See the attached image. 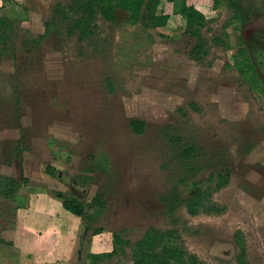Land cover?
<instances>
[{
	"label": "rangeland",
	"instance_id": "1",
	"mask_svg": "<svg viewBox=\"0 0 264 264\" xmlns=\"http://www.w3.org/2000/svg\"><path fill=\"white\" fill-rule=\"evenodd\" d=\"M65 1L0 0V19L11 24L0 43V175L23 176L25 190L74 198L86 214L97 211L72 264H91L88 254L111 250L114 235L135 243L149 228L177 229V245L205 264H238L239 235L246 262L264 264V94L235 67L245 47L264 86V0H240L251 15L225 31L228 49L223 27L232 11L203 0L215 21L203 30L209 53L199 61L189 55L195 40L181 35L178 21L158 32L99 21L107 53L54 31L29 50L52 7ZM216 36L224 44L212 42ZM132 119L145 123L142 134L133 133ZM167 127L217 155L214 164L230 180L212 199L224 213L190 216L178 203L168 209L163 202L173 187L185 190L177 186ZM21 151L22 161L11 157ZM48 166L55 167L52 176ZM97 196L102 207L90 205ZM15 229V217L0 214V241ZM106 264H131L130 248Z\"/></svg>",
	"mask_w": 264,
	"mask_h": 264
},
{
	"label": "trees",
	"instance_id": "2",
	"mask_svg": "<svg viewBox=\"0 0 264 264\" xmlns=\"http://www.w3.org/2000/svg\"><path fill=\"white\" fill-rule=\"evenodd\" d=\"M2 1L10 2V0ZM166 1L173 5L174 15H182L185 18V26L181 29V35L195 40L189 55L197 61L203 59L209 53V45L202 36L203 30L210 32L209 26L215 20L208 19L206 14L193 6H188L186 0ZM221 2H225L226 7L232 11L230 21H227L223 27V35L226 39L224 48L228 49V35L225 31L232 26L238 28L244 25L249 20L251 11H246L240 0H214V9H217ZM159 6L160 0H66L65 2H58L52 7L49 20L44 23L43 33L37 36L34 43L29 44L28 49H32L30 47L34 45H39L42 40L50 37L51 32L54 31L62 37H76V41L80 45H86L92 49L96 48L100 53H107V47H110L108 45L109 39L100 38L98 30L100 31L101 25L99 21L113 27V29L119 25L128 24L140 26L148 32H158V30L165 28L169 21V16L159 12ZM10 27L9 22L0 19V30L4 29L0 32L1 44H6L8 38L6 31ZM239 41L241 42L240 37ZM212 42L216 45L224 44L219 36L214 37ZM23 45H28V42H23ZM3 46L5 47V45ZM4 47H2L3 51ZM82 54L84 55V53ZM236 59H239L235 64L237 70L247 79L253 89L261 90V93L264 94L260 72L245 47H240L237 50ZM262 60L264 61V57ZM262 67H264V63ZM105 82L109 87L112 86L109 78H106ZM129 125L133 133L137 135L144 132L145 123L142 120L132 119ZM169 128H165L168 129L165 130V136H169L167 143L171 150L172 161L175 162L176 168L181 174L177 186H184L185 190L183 189L180 193L178 187H173L171 195L162 197L163 202L168 209L173 204L178 203V205L184 207L190 216L224 213V208L218 206L212 197L214 193L228 186L230 180L228 172H224L220 168L221 165L214 164L217 155L214 153L207 154L204 147L195 141L189 140L180 131ZM23 153L21 151L18 157H11L19 158L22 161ZM208 169H212L208 172V177H199L203 171ZM54 171L55 167H46L48 175L52 176ZM25 182L26 179L23 176L18 181L15 178L0 175V214L2 216L9 213L16 219V212L23 203L20 190ZM184 195H186L185 198H183ZM61 199L65 209L72 214L81 217L82 220L88 217L85 229L97 216L96 210L93 213L86 214L87 206L74 198L61 197ZM90 205L102 207L99 196L94 198ZM175 222L173 221V223ZM94 232L99 233L101 229H96ZM178 233L177 229L159 230L149 228L142 238L135 243L114 235L110 253H89L88 257L91 264H106L114 257L124 255L126 249L130 248L131 264H205L184 247L177 245ZM237 243L239 247L237 263L249 264L245 259L244 241L239 235H237Z\"/></svg>",
	"mask_w": 264,
	"mask_h": 264
},
{
	"label": "crops",
	"instance_id": "3",
	"mask_svg": "<svg viewBox=\"0 0 264 264\" xmlns=\"http://www.w3.org/2000/svg\"><path fill=\"white\" fill-rule=\"evenodd\" d=\"M202 2L186 0L188 6L205 14L200 6ZM159 12L169 16L167 27L178 21L179 27L184 28L185 18L173 14L170 2L160 0ZM20 196L23 203L16 212V229L11 235L6 232L0 241V264H72L85 239L80 236L81 231L85 233L87 230L83 229L81 217L65 209L61 198L47 191L25 190L22 186ZM111 251L94 250L91 253L107 254Z\"/></svg>",
	"mask_w": 264,
	"mask_h": 264
},
{
	"label": "flooded vegetation",
	"instance_id": "4",
	"mask_svg": "<svg viewBox=\"0 0 264 264\" xmlns=\"http://www.w3.org/2000/svg\"><path fill=\"white\" fill-rule=\"evenodd\" d=\"M263 56H264V55H261L260 58H263ZM263 63H264V61H262V65H263ZM260 64H261V62H260ZM260 74H261V73H260Z\"/></svg>",
	"mask_w": 264,
	"mask_h": 264
}]
</instances>
